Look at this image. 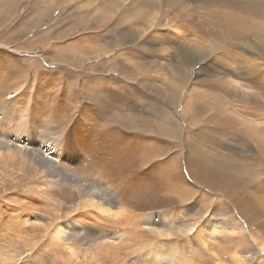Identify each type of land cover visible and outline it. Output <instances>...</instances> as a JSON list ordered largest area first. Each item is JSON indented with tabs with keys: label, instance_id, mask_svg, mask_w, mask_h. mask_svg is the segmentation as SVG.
Listing matches in <instances>:
<instances>
[{
	"label": "bare ground",
	"instance_id": "1",
	"mask_svg": "<svg viewBox=\"0 0 264 264\" xmlns=\"http://www.w3.org/2000/svg\"><path fill=\"white\" fill-rule=\"evenodd\" d=\"M49 1L47 0V2ZM204 1L206 3H214L217 6H224L226 8L224 11V18L220 20V23H216V26H209V24H206V26L214 29V33L206 35L205 37L207 38L201 36L203 38L200 40H192L191 48L184 47L186 50H182L179 47H173L172 57L182 61L186 69V76L182 69L179 70V72H175L177 74L172 76L174 77V81L178 82L183 87L189 86L194 79L197 85L206 89L205 92H211L213 89H217V91L215 90V92H213L214 94L208 98L206 103H197L194 101L193 106L188 107L186 104V106L183 107L182 114H184V118L195 123L198 128L197 136L199 140L197 139L195 144L191 141H183V149H185L187 153L186 159L181 160L180 158H183L184 154L180 151L175 152L174 157L170 158L171 163L166 171L160 172L158 169L159 165H157L154 178L158 182L163 181L168 184L172 180V177H174L173 185L179 187L177 194L181 195L186 194L189 188L184 184L182 186L180 179L184 182H188L190 179L188 174H192L193 172L198 173L200 177H202V181L200 182L201 188L211 190L222 189L221 191L227 194V197L224 196V201L227 203V206L222 205V209L213 207L211 208L212 212H209L205 216H196V214L192 212L191 206L184 209L179 216H171L170 214L161 212L158 213L160 218L156 219L161 221L159 223H153L152 213H134L132 204L128 206L127 202L116 195L114 191L107 190L112 188V185L104 189V185L101 181L88 176L87 170L94 169L97 160H100V158L84 157L77 166V171H73V173H70V171H60V169L55 168L53 158L43 153V151L46 152L50 150L51 147L45 148L49 147L45 146L48 144L52 146L53 150L48 153L49 155L55 153L58 148L61 150L58 144L62 138L61 128L57 131L48 133V137L45 136V140L42 141L38 147L33 140H30L27 148L19 146L22 142L18 140V136L8 140L6 138L7 133H3L0 135V160L2 159L0 161L1 255L5 257L6 254H9L12 259H18V261L20 260L24 264H90L92 261L96 263L100 260V257H95V255L104 252L100 245L109 243L106 246H108V250H111L113 244L106 239L105 234L93 232L94 228L79 227L78 225L74 226V230L70 228L74 225L76 220L86 215H92L89 214V210L90 208H94L99 211L97 218L100 219V222L96 226L103 224V222H107L109 226L114 229V234H117V237L113 236L114 240L124 236L125 232H120L121 230H126V235L132 233L127 243V249L130 252L138 251V254L141 255L142 251L155 245V250L157 251L153 254L151 264H240L239 258L242 256L248 263L257 259L261 261V264H264V220L259 221L260 217H258L260 212H264V198L255 197L256 204L253 198L248 194V202H245L236 194L237 190L245 187L244 176L247 175V177H250L251 174L256 171V167H254V164L249 163L250 168L245 170L246 173L244 172V175L238 173V171L233 170V158L226 157L224 153L219 151V149H225L229 143H231L230 146L235 144L230 140V137L228 140L223 138L227 135L226 133H231L230 136H233L240 142V155L252 161L250 160L251 158H257L258 156H256V152L253 153L254 146L250 141L246 140V137L253 136L255 144L259 146L264 143V131L260 129L262 127L259 125L253 126L251 122L249 123L247 120H238V118L235 119L234 125L232 126L233 128H231L228 114L226 113L227 110L225 112V108L220 106L227 103V96L223 94L225 90H219L217 87L221 89V85L211 81V78L216 76L211 73L212 71L214 73L221 72L215 71V67L212 65L216 58H218L216 54H221V57L231 61L232 64L235 63V66L233 65L234 67H236L237 63L241 62L245 71V81L249 82L251 88L256 86L255 88L259 91V96L264 97V86L260 84L259 80V74L261 75L262 71L264 72V41L262 39L264 37V0ZM60 2L62 5L75 3L74 6L76 7L79 5L77 3H81L82 1L70 0L66 2V0H60ZM83 2L84 4L82 5L85 8H80L79 11H82V9L86 11V8H90L91 6L98 9L96 10L97 19H99V24L97 23L98 26L104 27L110 24L113 26V32L115 29L124 27L125 32L123 35H118L115 32L111 34L112 42L107 43L108 45L103 49H96L94 51L92 49L88 51L84 50L78 55H70L67 59L61 55H57L58 61L60 59L59 63H64L66 66L73 69L72 71L74 72V69H84V74H86V76L80 78L88 85L92 93L91 104L96 117H104L105 120L112 119L111 122H108L109 126H116L126 132H132L138 135L142 132L143 128L147 127L148 122L142 119L135 120L134 122L114 119L118 108L126 100L128 102V98L115 105L105 101V98L110 92L107 86L119 85L120 88H123V86L118 83L119 79L131 80L134 79L133 77L139 76L138 74L142 72L140 71V65L132 66L136 64L134 60L132 61V57H135V55L133 52L128 51L127 48H121L122 43L128 41L133 42L139 38L144 42L143 45L147 47L146 50L148 51L150 50L149 47H153V45L155 46L157 44L156 37L158 36L155 35L154 32L158 27L165 28L167 25H172V31L175 35L178 34V37H180V35L184 34V32L178 28L181 24L177 23L172 18V16L175 15L172 14L174 13V9H177L179 6L178 2L174 0H130L128 3H126V0H89ZM168 3H172L169 8L170 10H162V6ZM4 5L2 10H5L0 14V25L11 17V9L14 7L11 1L7 4L4 1ZM164 12H167L169 15L163 14ZM79 14L81 17L77 18L78 21L84 18L86 19L87 17L88 20H93L95 18L94 14ZM170 15L171 17H169ZM74 16V13L70 12L68 14V20H76V18H73ZM159 21H161V23H159ZM167 22H169V24ZM92 34L94 35L93 32L91 35ZM86 36L88 37L89 35ZM161 36H163V34H161ZM258 36H261V38L259 37L258 39ZM250 37L255 38L256 41L250 40ZM77 38L76 44L80 42V37ZM11 39V36H5L3 41L4 43H8ZM87 40H89V37ZM55 43L56 42H54V44ZM73 44L70 45L71 49H75ZM111 48H113V50H110ZM116 49L119 50L118 52L121 50L124 52H116L115 56H111L112 54L110 53H113ZM171 50L172 49L160 48L158 52L170 54ZM93 55L98 56L97 58L102 56V58H106L107 56L110 58L106 61L104 59V63L102 64H92L91 67H86L85 62L92 60L90 58ZM149 56L152 55L149 54ZM97 58H95V60ZM116 61L119 65L116 64ZM197 64L199 68L195 69V65ZM59 65L61 66V64ZM0 66L2 70H6L10 76L18 77L23 74L24 69L22 65L18 63L15 58L13 59L3 53L0 54ZM112 72H114L115 76H113ZM228 74L231 77L237 76V73L231 71H228ZM0 79L3 80L1 77ZM232 79L234 80V78ZM241 80L239 81L241 82ZM44 82L45 84L47 83L46 81L42 83L44 84ZM229 85H231L230 82ZM222 89H224V87ZM4 91L5 95L8 93L9 88L4 89ZM191 91L193 93V90ZM125 92L126 91H124V94ZM238 93L240 94V92ZM12 94L13 93L10 95ZM198 95L201 96L202 94ZM181 97L182 90H179L174 96L176 100L174 103L175 106H178L181 102ZM11 98H15V94L8 98L2 96L0 98V104L5 102L6 99ZM245 98H247V96ZM23 99L24 96H19L12 102L21 104V100ZM99 99L104 100L98 102ZM14 106L17 113L20 112L22 116L26 115V111L19 105ZM112 106L116 107L117 110L111 111L110 108ZM3 108L5 107H0V114L2 115H0V120L4 119L5 112H3ZM173 110L176 109L174 108ZM241 115L246 116V114L242 113ZM202 116L210 118L209 122H214L215 125H211L209 122L205 124L202 121ZM14 119L21 121L19 117H14ZM171 121L180 128L181 124L176 119L172 118ZM138 124H141L142 127ZM157 126L158 125H156V127ZM209 128L214 129L215 133L207 137L205 141L207 136L205 134L208 132ZM19 132L20 130L17 128V125L13 124V133L17 135ZM212 137L215 141L212 146L214 151L205 155L202 151L204 143L209 142ZM166 148L167 149L159 148V145L156 146L154 143H151L148 147H138V151H136L138 157L136 159H128L126 156L121 157L123 159V169L126 171H132V167L145 169L154 164L155 161L167 157L168 151H171V149L169 146H166ZM61 157H63V153ZM200 161L202 164H200ZM238 162L239 160L237 163ZM186 163L194 164L192 168L193 171H188L185 168V165H187ZM208 171L211 172L216 180L209 178ZM73 175L77 177L81 175L82 177L80 178L84 181L75 178ZM91 175L102 177L108 183H118V185L127 184L125 179L117 172H108L104 170L97 174L94 171ZM108 183H105V185L108 186ZM261 188H264V186H261ZM104 190H107L105 196L98 194ZM110 192H112L113 195L110 194ZM18 195H22V197L17 198ZM52 195H57L62 201L56 203ZM29 197H34L36 202L43 204L44 207L38 210L34 206H27L26 203L29 202ZM93 197H97L104 202H110V205L117 207L118 211L115 212L114 215L109 213L108 210L101 209L100 203H94L92 201ZM173 203H178L179 205L183 204L179 200L176 202L166 201V205ZM252 204L257 207V216H254L253 208L247 209V206ZM260 204L263 209L260 208ZM237 205L239 207H236ZM2 207H4V211ZM5 211H7V213H5ZM31 211L40 213L37 215L35 212L33 213ZM117 214L122 216V218L118 217L119 219H116ZM3 216H8L10 218L5 224H2ZM111 216L115 219L110 218ZM39 217L41 218L39 219ZM215 229H224L226 231L223 233L222 237H220V235H214ZM89 231H91V233ZM206 231H209L212 234L211 236L217 240L215 243L209 244L205 242V240L207 241V239L211 237L205 238L207 237ZM22 234L27 236H23ZM183 235L185 238H182ZM96 240H98V243L95 242ZM6 246L10 248L9 251L5 250ZM149 250L147 251L150 252ZM62 253L69 254L67 260L61 257ZM71 256H73V259L70 258Z\"/></svg>",
	"mask_w": 264,
	"mask_h": 264
},
{
	"label": "rangeland",
	"instance_id": "2",
	"mask_svg": "<svg viewBox=\"0 0 264 264\" xmlns=\"http://www.w3.org/2000/svg\"><path fill=\"white\" fill-rule=\"evenodd\" d=\"M4 1L6 4L11 1L15 8L12 7L11 9V17L0 25V33H2L0 34V54L3 53L13 59L15 58L16 61L22 65L24 70L22 75L13 77L10 76L6 70L3 71L0 66V77L3 78V80L0 79V98L2 96H5V98L12 97L15 94V98L24 96V99L21 100V104L12 102L15 98L6 99L5 102L0 104L1 108L5 107L3 108V112H5L4 119L0 120V135L7 133L6 138L8 140L18 136V140L22 142L19 146H22V148H27L30 140H33L38 147L42 141L45 140V136H47L48 133L57 131L61 128L62 138L58 143L61 150L58 148L55 153L49 155L48 153L52 150V146L48 144L45 146L49 147L45 148L51 147L50 150L46 152L43 151V153L53 158L55 168L60 169V171H70V173H73V171H77V166L84 157L100 158V160H97L94 169L87 170L88 176L101 181L104 185V189L112 185V188L107 190L114 191L116 195L127 202L128 206L132 204L134 213H152L153 223H159L161 221L156 220L160 218L158 213L161 212L170 214L171 216H179L184 209L191 206L192 212L196 214V216H205L209 212H212L211 208L213 207L222 209V205L227 206V203L224 201V196L227 197V194L221 191L222 189L211 190L201 188L200 182L202 181V177H200L198 173L193 172L192 174H188L190 178L188 182H184L180 179L182 186L184 184L189 188L186 194L181 195L177 194L179 187L173 185L174 177H172V180L168 184L163 181L158 182L154 178L157 165H159L158 169L160 172L166 171L171 163L170 158L174 157L175 152L180 151L184 154V157L180 159H186L187 153L185 149H183V141H191L195 144L198 139V128L195 123L184 118V114H182L183 107L186 106V104L188 107L193 106L194 101L197 103H206L208 98L214 94L213 92H215V90L217 91V89H213L211 92H205L206 89L197 85L194 79L189 86L185 87L174 81L172 75H176L177 73L175 72H179V70L182 69L186 76V69L180 59L177 60L175 57H172L173 47L186 50L184 47H192V40H200L206 35L214 33V29L206 26V24H209V26H216V23H220V20L224 18V11L226 9L224 6L206 3L204 0H174L178 2L179 6L177 7L178 10L176 8L174 9V13L172 14L175 15L172 16V18L174 21L181 24L178 28L181 29L184 34L180 35V37H178V34L175 35L172 31V25H167L165 28L158 27L159 29L157 28L154 32V34L158 36L156 37L157 44L155 46L153 45V47H149L150 50L148 51L146 50L147 47L143 45L144 42L139 38L133 42L128 41L122 43L121 48H127L128 51L133 52L135 55V57H132V61L134 60L136 64L132 66L140 65V71L142 72L138 74L139 76H135L133 77L134 79L131 80L119 79L118 83L121 84L123 88H120L119 85H108L107 88L110 92L105 98V101L115 105L128 98V102L126 100L118 110L113 106L110 110H117L114 116L116 120L134 122L135 120L142 119L147 121V127L141 128L142 132L135 135L132 132H126L116 126H109L108 122H111L112 119L105 120L104 117H96L91 104L92 93L88 85L80 78L86 76V74H84V69H74L75 73L72 71L73 69L66 66L64 63H59L60 59L58 61L57 57V55H61L67 59L70 55H78L84 50L88 51L92 49L94 51L96 49H103L108 45L107 43L112 42L111 34L115 32L118 35H123L125 28L120 27L113 32V26L110 24L104 27L98 26L99 19H97L98 16L96 15L97 8L95 9V7L91 6L90 8H86V11H84V9L79 11L80 8H85L82 5L84 4L83 1L89 0H79L82 2L77 3L79 5L76 7L74 6L75 3L62 5L60 0H48L49 2H47V0H0V14L5 10H2L5 6ZM69 1L70 0H66V2ZM128 2H130V0H126V3ZM171 4L172 3L163 5L162 10H170ZM70 12L74 13L75 16L73 18H76V20H68V14ZM79 13L94 14L95 18L93 20H88L87 17L86 19L84 18L78 21L77 18L81 17ZM163 14H167V12ZM169 17H171V15ZM159 23H161V21H159ZM167 23L169 24V22ZM84 27L88 28L85 29ZM90 31L91 33L93 32L94 35H91ZM161 34H163V36H161ZM86 35H89V40H87L88 37ZM5 36H11V41L4 43L3 40ZM77 37H80V42L78 44H76ZM259 37L261 38V36H258V39ZM262 39L264 41V37ZM250 40L256 41L253 37H250ZM54 42L56 43L54 44ZM71 44L74 45L75 49L70 48ZM160 48L172 50L171 52L169 51L170 54L159 53L158 50ZM110 50H113V48ZM118 51L119 50L116 49L113 53L111 52V56H115V53ZM121 52L124 51L121 50L118 53ZM189 52L192 53L191 51ZM149 54L152 56H149ZM216 56L218 58H216V60L214 59L215 61L212 65L215 67V71L221 72L214 73L212 71L211 73L216 76L212 77L211 81L220 84L222 88L224 87V89H220V87L217 88L219 90H225L223 94L227 96V103L224 104L228 109L224 104L220 106L225 108V112L227 110L226 113L228 114L231 128H233L232 126L234 125L235 119L238 118V120H247V122H251L253 126L259 125L262 127L260 129L264 131V97L259 96V91L255 88L256 86L251 88L249 82L245 81V71L241 62L237 63L236 67H234L235 63L232 64L231 61L221 57V54H216ZM97 57L98 56L95 55L91 56L90 59L92 60L85 62V66L91 67L92 64H102L104 63V59L106 61L110 58L108 56L106 58H102L103 56ZM95 58L97 59L95 60ZM59 64H61V66ZM116 64L119 65L117 61ZM128 65L131 66L130 64ZM198 68L199 65H195V69ZM228 71L237 73V76L231 77ZM112 73L113 76H115L114 72ZM259 77L260 84L264 86L263 71L261 75L259 74ZM232 78H234V80ZM42 80L47 83L45 84L44 82L43 84ZM239 80H241V82ZM229 82L231 85H229ZM7 88H9V91L4 95V89ZM179 90H182L181 102L178 106H175L174 103L176 100L174 96ZM191 90H193V93ZM124 91H126L125 94ZM238 92H240V94ZM11 93L13 94L10 95ZM197 93L202 95L200 96ZM246 96L247 98H245ZM103 100L104 99H99L98 102H102ZM14 105H19L26 111V115L22 116L20 112L17 113ZM174 108L176 110H173ZM241 113L246 114V116L241 115ZM14 117H19L21 121L14 119ZM172 118L176 119L181 124L180 128L172 123ZM202 121L206 124L210 121V118L202 116ZM13 124L17 125V128L20 130L17 135L13 133ZM210 124L215 125L214 122ZM138 125L141 126V124ZM156 125L158 126L156 127ZM214 133L215 130L209 128L208 132L205 134L207 135L205 141L207 137ZM226 134L227 135L223 138L228 140L230 137V140L235 144L230 146L231 143H229L225 149H221L223 151L220 149L219 151L224 153L226 157L233 158V170L244 175L245 170L250 168L249 163L254 164V167H256V171L252 173L250 177H247V175L244 176L245 187L237 190L236 194L245 202L249 201L247 194L251 196L254 201L255 197L264 198V188H261V186H264V143L257 146L253 136L246 137V140L250 141L254 146L253 153L256 152V156H258L257 158H251L250 160L252 161H249V158L247 159L240 155V142L233 136H230L231 133ZM211 140V142L204 143L202 151L205 155L214 151L212 148L215 142L213 137ZM151 143L156 144V146L159 145V148L162 149H167L166 146H169L171 151H168L167 157L155 161L154 164L145 169H138L136 167H132V171L123 169V159L121 157L126 156L128 159H136L138 157L136 153V151H138L137 148L148 147ZM62 153L63 157H61ZM236 160H239V165ZM186 164L185 168L188 171H193L192 168L194 164ZM200 164H202L201 161ZM104 170L119 173L127 184L118 185V183H108L102 177L91 175L94 171L98 174ZM208 176L210 179L216 180L209 171ZM74 177L84 181L80 178L82 177L81 175L80 177ZM105 183H108V186H106ZM107 190L98 194L105 196ZM110 194H112V192H110ZM21 197L22 195L17 196V198ZM52 198L56 203L62 201L57 195H52ZM177 200L183 204L179 205L178 203H173L166 205V201L176 202ZM92 201L94 203H100L101 209L108 210L111 214L115 215V212L118 211V208L110 205V202H104L97 197H93ZM255 203L257 204L256 201ZM26 204L27 206H34L38 210L44 207L43 204L37 203L34 197H29V202ZM236 207L239 206L237 205ZM248 208H253L254 216H257L256 206L252 204L247 206V209ZM260 208L263 209L261 204ZM2 210H5L4 207H2ZM31 212H35L37 215L40 213L37 211ZM5 213H7V211H5ZM263 213H259V221L264 220ZM89 214L92 215H86L76 220L74 225L70 228L74 230L75 225L94 228L93 232L105 234L106 239L113 244L111 250H108V246H106L109 243L100 245L104 252L95 255V257H100L99 261L96 263L92 261L91 263L151 264L153 254L157 251L155 250V245L151 248L148 247L151 250L144 248L145 250L142 251L143 254L141 252V255L138 254V251L130 252L127 249V243L132 233L126 235V230H121L120 232H125L124 236L114 240L113 236L117 237V234H114V229L110 227L107 222H103V224L96 226L100 222V219L97 218L99 211L90 208ZM118 214L116 215V219L122 218V216ZM40 218L41 217H39V219ZM110 218H113V216ZM8 220H10L8 216H3L2 224H5ZM225 231L224 229H215L214 235H220V237H222ZM89 232L91 233V231ZM206 234V239L212 235L209 231H206ZM22 235L27 236L25 234ZM182 238H185V236L183 235ZM216 241L217 240L213 236L208 238L207 241L205 240V242L209 244L215 243ZM95 242L98 243V240ZM9 249L10 248H7V246L5 247V250L9 251ZM61 257L67 260L69 254L62 253ZM70 258L73 259V256ZM239 260L240 264H261V261L257 259L248 263L243 259V256L239 258ZM0 264L24 263L20 260L18 261V259H12L9 254H6L5 257L0 254Z\"/></svg>",
	"mask_w": 264,
	"mask_h": 264
}]
</instances>
